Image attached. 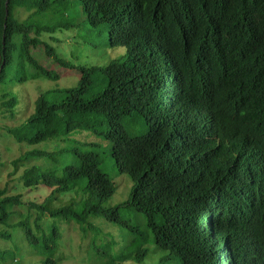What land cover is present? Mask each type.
Wrapping results in <instances>:
<instances>
[{
    "label": "trees",
    "instance_id": "1",
    "mask_svg": "<svg viewBox=\"0 0 264 264\" xmlns=\"http://www.w3.org/2000/svg\"><path fill=\"white\" fill-rule=\"evenodd\" d=\"M60 1L0 0L5 119H16L8 82L56 80L62 69L77 76L40 92L17 125L0 126L28 147L10 161L22 167L21 186L49 189L43 202L26 203L32 226L29 214L12 220L21 193L0 188V223L19 227L38 264H55L59 222L96 233L90 216L120 228L119 239L108 231L97 245L100 264H140L150 252V264H264V0H75L52 24L15 16L16 7L35 15ZM82 21L106 47L127 48L108 65L120 66L118 80L104 65L69 64L40 38ZM50 138L67 145L31 147ZM108 142L118 173L132 181L127 199L111 207L104 204L116 187L99 166ZM68 191L79 198L46 205ZM122 210L141 214L143 226Z\"/></svg>",
    "mask_w": 264,
    "mask_h": 264
},
{
    "label": "rangeland",
    "instance_id": "2",
    "mask_svg": "<svg viewBox=\"0 0 264 264\" xmlns=\"http://www.w3.org/2000/svg\"><path fill=\"white\" fill-rule=\"evenodd\" d=\"M76 6L75 0H71L70 2L68 0H61L55 5L54 9H49L35 15L31 14L32 10L16 7L15 16L20 20L26 19L38 24H52L64 16L68 9ZM40 38L52 46L56 54L66 59L69 64L104 65L112 81H116L121 77L120 66L108 65L112 59L121 57L127 53V48L124 46L106 47L103 42L102 32L97 33L92 25L86 26L82 21L79 26L56 29L53 32H44L40 35ZM47 60H51V57L47 58ZM53 67L54 69L59 68L56 66ZM76 77L77 76L69 70L62 69L60 77L56 80L46 78L30 79L25 83L17 82L15 85H11V83L8 82L7 90L13 94L17 100L15 106L16 119L7 120L8 117L5 119L0 114V126L12 127L17 125L23 118H26L33 112L34 100L40 92L50 88L72 86L76 83ZM97 141L101 146L105 144L102 138H98ZM110 144L111 143L108 142L106 148L100 149L101 159L99 162L100 169L113 178L116 187L115 192L104 204L107 207L125 201L129 195L132 184L127 174L118 173L110 153ZM66 145L67 142L65 140L61 141L58 138H50L45 142L31 147L52 151L59 147H65ZM27 148L28 147H25L23 144L17 143L11 135H8L3 128H0V162H2L0 166V188H6V193H21L23 205L12 206V209L15 211L12 220L17 221L24 215L29 214V222L33 226L32 219L35 217V213L32 210L27 211L26 203L29 201L37 203L43 202L49 194V189L43 186L25 188L19 183L22 167H16L13 170L10 161ZM68 158L67 156L66 159ZM30 163H39L45 167L49 165V163L44 160H35ZM71 198L77 200L79 195H76L73 191L58 194L54 200L50 203H46V205L55 208L67 204ZM121 215L127 218L129 222H137L139 227L143 226V217L141 214L134 213L131 210L127 212L122 210ZM48 218V214L43 215V223L47 222L46 220ZM89 220L96 226V233H94L92 229L83 232L79 225L73 221L59 222V232L61 236L59 238L58 251H54V256L57 258L55 264H100L96 252L97 245L106 241L104 238L108 237L106 235L108 231H110L109 233L115 236L116 239H119L118 234L120 228L114 224L105 222L103 216H90ZM3 229L12 231L13 236L8 240L0 238V249H7L5 258H0V264H38L40 262L42 256L38 255L36 252H32L27 243L22 240L19 227H5L0 223V231ZM220 250H222L221 247ZM156 258L157 255L150 252L140 264H150L154 262ZM121 264L136 263L127 261Z\"/></svg>",
    "mask_w": 264,
    "mask_h": 264
}]
</instances>
